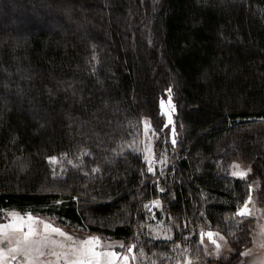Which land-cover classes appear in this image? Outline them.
<instances>
[{
    "label": "trees",
    "instance_id": "trees-1",
    "mask_svg": "<svg viewBox=\"0 0 264 264\" xmlns=\"http://www.w3.org/2000/svg\"><path fill=\"white\" fill-rule=\"evenodd\" d=\"M169 88L181 151L159 183L126 146L144 118L160 123ZM238 157L264 204V0H0V210L139 239L163 264L178 231L142 233L145 203L160 199L196 229L191 254L207 225L233 251L218 264H246L257 223L235 219L250 193L226 170Z\"/></svg>",
    "mask_w": 264,
    "mask_h": 264
},
{
    "label": "rangeland",
    "instance_id": "rangeland-1",
    "mask_svg": "<svg viewBox=\"0 0 264 264\" xmlns=\"http://www.w3.org/2000/svg\"><path fill=\"white\" fill-rule=\"evenodd\" d=\"M169 96L163 97L161 100L164 101V109H167L172 114V123H168V117L165 114V110L161 108V101H160V123L157 122L154 124L151 119L144 118L142 131L139 136L135 138L134 141L129 146H126V149H131L135 152L141 153L143 157L147 155L146 148L151 146L155 157L153 160V168L155 169L154 172H150L156 177V182L161 179L162 176L166 174V171L176 165L177 161H175V157L181 151V146L179 145V132L181 130L178 121L176 120V107L175 103L171 96V104L174 105V109L169 106L168 103ZM146 124L149 130L146 132L145 127ZM175 128V134H173L172 129ZM173 135L176 139V144L172 143ZM166 158L163 164L159 163L161 159ZM145 160V159H144ZM59 164L51 162L54 165V168L57 169L60 164L61 160L59 159ZM148 168V162L145 160ZM239 165V169H236L234 166ZM252 162L246 160L245 158L238 157L236 160L232 161L227 165L226 170L232 175L233 171L237 170H247L251 169V171L247 172V175L244 177L234 176L236 178H241L247 180L249 182L250 193L249 196L252 197V201L249 203V208L251 209L252 215L248 216H238L235 214L236 221L241 220H249L253 219L257 223L255 225L256 235L253 238L252 247L246 249L249 250L248 255H244L247 259L246 264H264V247L261 245L264 244V236L261 235V226L264 225V204H260L257 198V193L260 190L261 182L260 179L257 177H253V166ZM233 176V175H232ZM248 196V197H249ZM161 202L160 199H157ZM248 200V198H247ZM246 200V201H247ZM245 201V202H246ZM243 206V205H242ZM241 206V207H242ZM163 203L161 202L160 207H156L151 202L145 203V209L149 214V224L143 229V235H145L148 240H158V241H166L171 242L175 238L176 230L178 231V237L180 239L179 243L174 245V250L177 252V255H172L171 257L164 256L163 254L159 255V258L164 260L163 264H186V260L188 257L192 258L193 264H218L221 259H225L228 257L233 251L231 248V244L229 239L226 237V242L224 240H220L219 236H216L215 239L222 245L219 255L216 253L215 245L212 243V240L209 239L207 236H204L203 242H201L202 253L200 256H194L191 254V250H189L188 242L192 237V233L196 231V229H190L188 233H185L186 227L185 223L183 227H180L179 224L175 222L167 213L162 211ZM12 211H16L15 209H4L0 210V223H7L11 217L10 213ZM34 215V214H33ZM39 217L41 220H48L53 225L62 228L65 232L69 233L73 236L76 240L84 239L89 236H97L95 234H88L83 233L80 230L70 229L66 226L59 225L56 219L50 216H40L34 215ZM161 216V217H160ZM42 225H38V228L42 231ZM201 231H213L219 232L217 229H213L210 226L203 225L198 227L197 233H201ZM195 233V232H194ZM222 236H224L221 232H219ZM99 237V236H98ZM225 237V236H224ZM14 238V237H13ZM53 238L64 240L65 238L55 236L53 234ZM102 245L105 247H111L118 252L126 253L127 249L131 245H135L134 253L135 258L130 259L129 264H159L154 259L157 256V253H152V255H148L146 251L143 249L142 241L139 239H134L129 242H125L122 240H114V239H103L101 238ZM136 240V241H135ZM182 241V243H181ZM201 241V240H200ZM70 243V242H69ZM123 245V247H121ZM151 245V242L149 243ZM3 247L7 248L9 245L7 242H4L2 245ZM59 251V249H56ZM46 253L50 252L51 249H46ZM6 259L9 261V264H20V260L17 259L16 261H12L10 256H7ZM165 259H169V261H165ZM41 264L44 262L51 261L55 262V257L46 254L44 257L40 258Z\"/></svg>",
    "mask_w": 264,
    "mask_h": 264
},
{
    "label": "snow or ice",
    "instance_id": "snow-or-ice-1",
    "mask_svg": "<svg viewBox=\"0 0 264 264\" xmlns=\"http://www.w3.org/2000/svg\"><path fill=\"white\" fill-rule=\"evenodd\" d=\"M169 106L174 109V105L171 104V89H168ZM161 108L164 109V101L161 100ZM165 114L168 117V123H172V114L167 109ZM149 130L147 124L145 131ZM175 134V128L172 129ZM172 143L176 144V139L173 135ZM147 155L144 159L148 162V171L154 172L153 160L155 153L151 146L146 148ZM61 155L66 156L67 153ZM50 162L59 164V158L56 156H49L47 158ZM166 158L161 159L159 163L163 164ZM239 169V165L234 166ZM93 171L99 172L97 167ZM247 170L233 171V176L244 177L247 175ZM251 187V185L249 186ZM163 191V189H161ZM252 201V197L249 196L248 200L242 207L237 209L236 215L248 216L252 215L249 203ZM156 207L161 206L159 200L151 201ZM11 219L7 223H0V264H9L6 259L7 256L11 257L12 261L20 260V264H41V257L46 254L55 257L54 264H129L130 259L135 258V245L128 247L127 252H118L110 246L105 249L102 245L101 239L98 236H89L84 239L76 240L69 233L65 232L62 228L57 227L50 223L48 220H41L39 217L34 216L31 212L20 213L12 211L10 213ZM38 225H42V231L38 228ZM187 227V225H185ZM55 236L63 237L64 240L53 238ZM261 235L264 236V225L261 226ZM201 242H203L204 236H207L212 240L215 245L216 253L219 255V251L222 245L215 239L216 236L220 237V240L226 242V237L222 236L219 232L213 231H201ZM14 237V238H13ZM7 242L9 247L5 248L2 245ZM70 242V243H69ZM264 247V244L261 245ZM123 247V245H121ZM46 249H51L46 253ZM56 249H59L57 251ZM242 255H248L249 250L241 253ZM44 264H53L51 261L44 262ZM186 264H193L192 258L188 257Z\"/></svg>",
    "mask_w": 264,
    "mask_h": 264
}]
</instances>
